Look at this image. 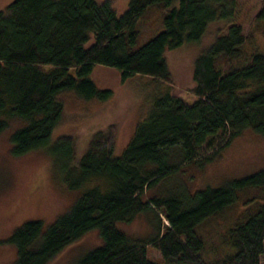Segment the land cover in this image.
Masks as SVG:
<instances>
[{"label":"trees","instance_id":"16d2710c","mask_svg":"<svg viewBox=\"0 0 264 264\" xmlns=\"http://www.w3.org/2000/svg\"><path fill=\"white\" fill-rule=\"evenodd\" d=\"M155 6L166 8L163 28L137 46L138 18ZM237 10L238 0H130L122 15L98 0H13L0 10V133L17 120L12 154L46 150L67 187L83 188L47 227L30 219L0 240V247L15 248V264H49L95 229L102 243L79 264H264V168L195 192L146 194L182 164L211 150L216 155L247 129L264 137V52L245 50ZM220 20L232 23L196 58L186 100L175 93L165 53L198 42ZM255 21L264 23V0ZM97 63L119 68L123 80L140 73L168 84L155 92L121 155L114 124L97 131L80 156L74 137L52 140L62 91L112 98L111 89L90 77ZM233 207L239 212L221 243L209 247L200 227ZM143 212L154 214L156 234L141 238L121 229ZM150 246L162 260L150 257Z\"/></svg>","mask_w":264,"mask_h":264},{"label":"rangeland","instance_id":"374dc122","mask_svg":"<svg viewBox=\"0 0 264 264\" xmlns=\"http://www.w3.org/2000/svg\"><path fill=\"white\" fill-rule=\"evenodd\" d=\"M12 1L0 0V10H5ZM98 1H109L119 15L129 8L130 2ZM262 4L263 0H238L235 20L244 27L248 40L244 47L249 52L255 48L264 52V23L258 24L255 21ZM165 10L164 6H155L138 18L137 46L162 30ZM230 22L220 20L212 23L198 42H188L166 51L176 94L190 101L188 96L192 93L196 58L216 36L227 33ZM90 77L98 87L111 89L114 93L112 98L85 99L74 90L62 91L60 97L64 105L63 114L60 124L52 133V140L64 135L74 137L80 156L97 131L114 124L116 126L113 128L117 130L115 154L121 155L132 139L139 120L151 109L155 92L163 93V86L166 88L168 84L163 81L159 83L151 75L140 73L123 80L119 68L100 63L94 65ZM18 127V121L13 120L0 133V240L9 238L17 227L30 219L41 218L47 227L70 210L83 190L80 188L75 191L67 187L46 150L33 151L19 157L13 155L11 136ZM213 151L203 155L205 158L200 156L198 160L182 164L174 174L161 179L146 194L195 192L207 186H220L229 179L241 178L264 168V137L252 129L245 130L212 156ZM238 212L239 208L233 207L200 227L209 247L221 243L224 230ZM162 220L164 224H169L164 214ZM156 225L157 220L151 212L140 213L133 221L120 223L121 229L127 234L141 238L156 234ZM101 243L97 229L89 231L67 245L49 264H79L87 251ZM218 251H212L211 256L219 254ZM149 255L155 260L163 259L153 246L149 247ZM15 260L14 247H0V264H15Z\"/></svg>","mask_w":264,"mask_h":264}]
</instances>
